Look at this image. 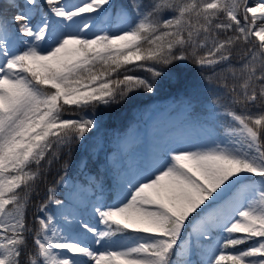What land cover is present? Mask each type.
<instances>
[{
    "label": "snow or ice",
    "instance_id": "6c2138e0",
    "mask_svg": "<svg viewBox=\"0 0 264 264\" xmlns=\"http://www.w3.org/2000/svg\"><path fill=\"white\" fill-rule=\"evenodd\" d=\"M112 8L0 3V264H264V0ZM241 42L250 47L233 63ZM190 60L223 89L208 105L217 138L164 146L79 204L80 186L57 198L62 175L29 225L45 169L97 127L87 111L151 93Z\"/></svg>",
    "mask_w": 264,
    "mask_h": 264
},
{
    "label": "trees",
    "instance_id": "16d2710c",
    "mask_svg": "<svg viewBox=\"0 0 264 264\" xmlns=\"http://www.w3.org/2000/svg\"><path fill=\"white\" fill-rule=\"evenodd\" d=\"M2 2L4 0H0V3ZM144 2L146 3L147 0ZM111 3L113 5L111 10L114 13L116 7L121 4L128 5L130 0H111ZM249 47V44L242 42L237 44L233 63H239V57L243 56ZM165 71L169 74L157 80L153 92L135 91L123 101L87 111L88 115L97 119V127L86 135L83 142L74 144L70 154L65 149L60 158L54 161L50 168L45 169L43 178L38 182L39 195L32 197V204L26 214L29 225L35 227L33 219L35 206L44 202L47 198V189L55 185L62 175L67 176L69 185L68 187L57 185L59 199H65L68 192L72 191L73 185H92V188L98 192L101 185L106 190L115 187L116 172L126 164L129 154V149H121L119 138L136 125L142 111L154 104H171L172 107H176L189 101L192 106L191 114H203L207 112L208 105L215 96L223 91L218 81H213L209 85L202 78L201 69L191 60L183 64H173ZM135 74L145 77L150 75L142 70H137ZM204 75L208 73L204 72ZM229 83L232 81L229 80ZM91 138L99 139V144H94ZM49 210L54 213L56 208L54 205H49ZM28 243L31 247V235L28 236Z\"/></svg>",
    "mask_w": 264,
    "mask_h": 264
},
{
    "label": "rangeland",
    "instance_id": "374dc122",
    "mask_svg": "<svg viewBox=\"0 0 264 264\" xmlns=\"http://www.w3.org/2000/svg\"><path fill=\"white\" fill-rule=\"evenodd\" d=\"M189 105V101L176 107L154 104L142 111L136 125L119 138L121 149H129V154L127 164L119 168L117 177L123 172L134 170L164 146L186 148L193 144H210L217 138L222 131L220 122L211 119L208 110L204 114H191L192 106ZM91 139L94 144H99V139ZM78 186L83 191L74 198V204H79L80 197L91 198L93 194H99L92 185Z\"/></svg>",
    "mask_w": 264,
    "mask_h": 264
},
{
    "label": "bare ground",
    "instance_id": "6f19581e",
    "mask_svg": "<svg viewBox=\"0 0 264 264\" xmlns=\"http://www.w3.org/2000/svg\"><path fill=\"white\" fill-rule=\"evenodd\" d=\"M187 135V134H186ZM175 142V141H174ZM181 145V144H180Z\"/></svg>",
    "mask_w": 264,
    "mask_h": 264
}]
</instances>
